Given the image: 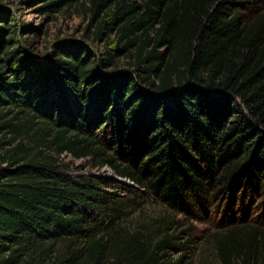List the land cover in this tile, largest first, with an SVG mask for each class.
<instances>
[{
    "label": "trees",
    "instance_id": "16d2710c",
    "mask_svg": "<svg viewBox=\"0 0 264 264\" xmlns=\"http://www.w3.org/2000/svg\"><path fill=\"white\" fill-rule=\"evenodd\" d=\"M23 1L94 29L42 54L0 7V264H192L180 216L213 217L220 264H264L259 0Z\"/></svg>",
    "mask_w": 264,
    "mask_h": 264
},
{
    "label": "rangeland",
    "instance_id": "374dc122",
    "mask_svg": "<svg viewBox=\"0 0 264 264\" xmlns=\"http://www.w3.org/2000/svg\"><path fill=\"white\" fill-rule=\"evenodd\" d=\"M40 4L41 2L38 1H32V3L27 4L23 0H0V7L9 8L20 19L21 25L28 28L22 30L18 37V43L24 44L27 48H32L43 54L57 40L84 39L86 30L88 28L94 29L90 11L84 7L64 8L59 12L44 17L41 10L37 9ZM257 5L264 7V0H259ZM96 45L102 46L99 42ZM1 121L2 119H0V123ZM4 132L5 130H0V142L7 141L10 137V135L5 136ZM63 159L64 162L69 163L75 173L100 172L109 176L115 175L109 166L100 170L93 169L91 165H86L87 162L84 159L77 160L68 154H64ZM78 165L83 166V168H74ZM125 184L133 185L128 180H125ZM121 193L127 194L124 191ZM160 210L158 206L151 205L146 207L145 213H136L135 216L142 220L148 214L160 213ZM179 218L183 223L181 228L185 230L181 234V241L189 239V245L191 246L186 254V260L192 258V264H220L211 240V235L216 232L213 217L207 220L186 219L181 216Z\"/></svg>",
    "mask_w": 264,
    "mask_h": 264
},
{
    "label": "water",
    "instance_id": "95a60500",
    "mask_svg": "<svg viewBox=\"0 0 264 264\" xmlns=\"http://www.w3.org/2000/svg\"><path fill=\"white\" fill-rule=\"evenodd\" d=\"M114 177H115L117 180H119V181L123 180L121 177H117L116 175H114ZM131 184H133V183L131 182Z\"/></svg>",
    "mask_w": 264,
    "mask_h": 264
}]
</instances>
